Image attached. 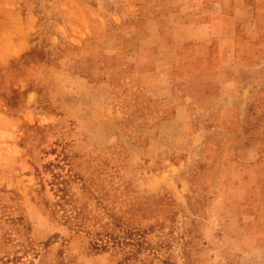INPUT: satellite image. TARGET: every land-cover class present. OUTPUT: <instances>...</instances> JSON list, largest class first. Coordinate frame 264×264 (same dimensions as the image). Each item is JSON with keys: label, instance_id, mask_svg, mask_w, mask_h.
Returning <instances> with one entry per match:
<instances>
[{"label": "rangeland", "instance_id": "obj_1", "mask_svg": "<svg viewBox=\"0 0 264 264\" xmlns=\"http://www.w3.org/2000/svg\"><path fill=\"white\" fill-rule=\"evenodd\" d=\"M196 1L0 0V264H264V3Z\"/></svg>", "mask_w": 264, "mask_h": 264}, {"label": "crops", "instance_id": "obj_2", "mask_svg": "<svg viewBox=\"0 0 264 264\" xmlns=\"http://www.w3.org/2000/svg\"><path fill=\"white\" fill-rule=\"evenodd\" d=\"M204 3L205 14L207 15L202 21L203 25L200 27L199 33L189 36V38L207 40L211 37L219 40L227 38L229 31L234 29V23L242 21L243 18L244 2L245 0H201ZM264 0H254V5H261ZM180 5L186 6L187 9L196 6V0H183ZM186 14V13H184ZM196 14V12H187L186 17ZM184 21V19H183ZM190 21V19H188ZM247 25L248 21L246 20ZM198 32V31H197ZM210 41H207V44Z\"/></svg>", "mask_w": 264, "mask_h": 264}, {"label": "trees", "instance_id": "obj_3", "mask_svg": "<svg viewBox=\"0 0 264 264\" xmlns=\"http://www.w3.org/2000/svg\"><path fill=\"white\" fill-rule=\"evenodd\" d=\"M55 180H56V183H55L56 189H57V191L60 192V194L58 196V199H59L58 203H60V200H62L61 201L62 204L60 205V206H62L63 204L67 203V200H68L69 197L68 196L65 197L66 193H64L63 189L61 188V186L58 185V184L62 183V181H57V178H55ZM63 212H65V211H63ZM104 236H105V239H111L112 238L108 233L105 234Z\"/></svg>", "mask_w": 264, "mask_h": 264}]
</instances>
